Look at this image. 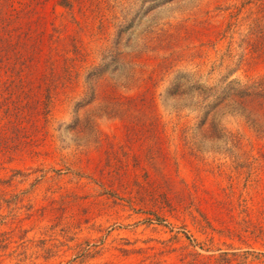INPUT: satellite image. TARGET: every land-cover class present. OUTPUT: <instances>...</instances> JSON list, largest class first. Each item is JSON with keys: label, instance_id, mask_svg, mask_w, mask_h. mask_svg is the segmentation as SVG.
Wrapping results in <instances>:
<instances>
[{"label": "rangeland", "instance_id": "obj_1", "mask_svg": "<svg viewBox=\"0 0 264 264\" xmlns=\"http://www.w3.org/2000/svg\"><path fill=\"white\" fill-rule=\"evenodd\" d=\"M60 2L0 0V264H264V105L226 91L264 79V0Z\"/></svg>", "mask_w": 264, "mask_h": 264}, {"label": "trees", "instance_id": "obj_2", "mask_svg": "<svg viewBox=\"0 0 264 264\" xmlns=\"http://www.w3.org/2000/svg\"><path fill=\"white\" fill-rule=\"evenodd\" d=\"M86 0H61V5L69 8L72 14H74L76 7L80 13H84ZM75 21V15L73 16ZM261 33L264 35V24ZM67 37L58 36L55 39H51L48 41V90L56 91L58 89V85L61 82V79L64 75H71L73 71L78 67L79 61L83 58L84 54L82 50L75 44L74 45V54L75 57H69L65 55L63 52V44ZM22 41L23 39L20 38ZM17 41L13 47V51L16 50V53L19 51L17 44L21 47L23 42ZM18 49V50H17ZM20 52V51H19ZM35 50L31 52L30 56H32L29 60V63L32 65L36 63V55ZM82 61V60H81ZM185 79V78H184ZM234 83V85H232ZM174 90L171 94L173 99H184L190 97L191 88L195 91L197 97H202L204 100L212 97V93H214V97L217 94L214 88H197L194 85L191 87L188 85V80H180L174 83ZM232 86V87H231ZM226 91L231 92L230 96H232L235 100H241V102L253 105L255 107L264 105V79L256 80L250 83H240V82H232L226 87ZM50 97V96H49ZM109 99L114 103H119L121 100L120 94L113 90L109 94ZM155 123V122H154ZM137 126H139L137 124ZM137 126H127L128 130L131 132L137 131ZM142 130H155L160 132V124L157 122L154 125H146L143 124L140 126ZM160 132L159 134H161ZM250 253L246 252L243 254L223 252L219 256H201L198 255L194 260L188 262L187 264H248ZM259 259V258H256Z\"/></svg>", "mask_w": 264, "mask_h": 264}]
</instances>
